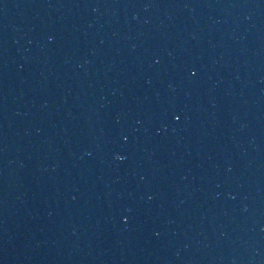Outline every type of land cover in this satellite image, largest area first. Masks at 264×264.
<instances>
[{
  "label": "water",
  "instance_id": "1",
  "mask_svg": "<svg viewBox=\"0 0 264 264\" xmlns=\"http://www.w3.org/2000/svg\"><path fill=\"white\" fill-rule=\"evenodd\" d=\"M40 264H264V0H5Z\"/></svg>",
  "mask_w": 264,
  "mask_h": 264
}]
</instances>
